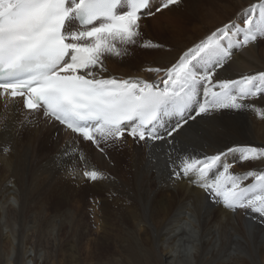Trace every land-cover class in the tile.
<instances>
[{
  "label": "bare ground",
  "instance_id": "6f19581e",
  "mask_svg": "<svg viewBox=\"0 0 264 264\" xmlns=\"http://www.w3.org/2000/svg\"><path fill=\"white\" fill-rule=\"evenodd\" d=\"M259 1L261 0H179V3L166 8V12L172 14L173 18L165 20L167 27L161 31L162 35H165L163 38L161 35L150 33L151 26L159 25L158 20H162L161 16L152 20L143 17V14L153 5L152 0L148 8L140 13L138 42L117 45L122 49L126 48V53L119 57L105 54L103 57L105 70L96 69L95 71L103 78H139L149 83L156 82L163 87L161 81L166 79L164 73L148 69L171 67L181 55L224 25H229L232 31H236L237 28L244 27V21L249 16L254 21L259 20L261 11ZM252 5L256 7L252 9L250 7ZM177 17L184 21L183 25L177 23ZM189 21L190 23L196 22L195 24L198 25L186 27ZM164 23L161 21V25ZM73 25H75L73 20L67 21L66 29L72 31L73 28L69 27ZM235 39L242 40L243 35ZM228 43L225 41L226 46ZM200 71L203 74V66L200 67ZM260 72H264L263 36H258L256 41L244 47L233 45L231 57L224 62L223 67L214 70L213 82L235 81L245 75H256ZM215 90L219 91L218 88ZM198 99L203 102L202 94L198 96ZM0 102V245L3 240L2 236L6 232L5 236L12 245L11 255L7 258L8 264H18L14 257L19 252V243L29 240L27 234L23 233L20 228L22 227L23 230L25 228L26 217L23 218V213L20 212L19 218L12 220L15 221L12 227L8 228L6 225V219L12 216L20 205L19 188L16 181L14 182L9 177L14 176L19 170H24L29 163L37 166L40 162H44V167L50 168L48 174L43 176L39 172L41 170L38 171L40 174L37 173L39 168L37 167L36 170L30 168L31 164L27 172L35 174V179L43 182L56 178L87 179L84 172L95 170V165L105 171L113 172L111 175H99L97 179H92L90 182L113 195H128L135 203V208L137 205L138 210L141 211L144 220L140 223L141 225L135 223L134 227L122 225L124 231L127 232L120 237V243L117 242L122 247L144 249L145 245H153L164 256L166 264H264V227L257 226L258 228L255 227L254 231H248L244 230L241 225L243 217L256 221L264 218L259 217V214L251 213L250 210L237 208L234 210L237 216L235 219L233 210L213 199L204 188L199 186V182L193 175L183 173L174 175V172L180 171V160L189 156L190 153L187 152L191 150L198 154L195 157L197 159L224 153L222 161L230 166V172L235 175L243 176L250 171L264 172V158L244 160L240 151L247 147L264 148V94L246 98L243 101L245 106L241 109H222L199 115H197L198 104H191L188 106L190 109L189 122L172 136H168L167 132L175 127L178 119L170 113V107L168 114L161 118L163 127L159 129V134L163 139H158V142L146 140L136 145L135 143L139 141L131 140L126 134V138L120 141L110 140L107 144L101 142L103 153L98 152L90 143L83 142L56 122L46 118L42 111L25 112L20 99L13 102L0 98ZM185 116L184 119H186ZM109 159L113 162L112 169L106 164ZM122 162L124 166L120 165ZM219 171H223V168L220 167ZM254 182V177H248L242 179L241 184L248 186ZM158 191L166 199L156 196ZM27 197L29 196H25V199ZM173 197L176 199L174 205H172ZM118 200L121 201V199ZM95 211L93 210L92 213ZM64 216L67 215L64 214ZM132 218L138 219L135 214ZM249 218H247L248 221ZM234 220H238L237 225ZM250 224H253L252 220ZM3 227L7 230L4 233ZM19 228V234L24 235L21 234V241L17 237L19 235L16 236L15 233ZM141 234L145 235V239L141 238ZM31 247L27 250L23 249L25 256L28 253L26 257L28 260L22 263L45 264L47 259L44 251L33 248V245ZM152 250L154 252V249ZM122 251L119 250L120 253ZM1 253L2 251L0 255ZM141 258L144 259V257ZM127 263H130L129 260Z\"/></svg>",
  "mask_w": 264,
  "mask_h": 264
},
{
  "label": "snow or ice",
  "instance_id": "6c2138e0",
  "mask_svg": "<svg viewBox=\"0 0 264 264\" xmlns=\"http://www.w3.org/2000/svg\"><path fill=\"white\" fill-rule=\"evenodd\" d=\"M149 3L127 0V10H121V0H0V98L13 102L23 98L25 108L42 110L45 117L99 147L101 142L121 139L125 130L141 141L163 139L161 118L170 107L180 120L168 136L183 126L181 121L187 123L183 113L191 104H198L199 115L241 109L246 98L264 94V72L213 82L214 70L231 57L233 45L244 47L264 36V3L259 5V20L249 16L236 31L224 25L171 67L148 69L164 73L163 87L139 78L98 76L96 69L105 70V54L122 56L126 48L117 45L136 43L140 13ZM177 3L161 0L162 8ZM73 18L79 20L80 30L68 31L66 22ZM241 34L242 40L235 39ZM201 94L203 102L198 99ZM240 151L244 160L264 158V148ZM224 155L185 156L174 175H193L226 208L250 210L264 218V172L232 174L222 161ZM84 175L95 180L100 174L92 170ZM248 177L255 182L242 186Z\"/></svg>",
  "mask_w": 264,
  "mask_h": 264
},
{
  "label": "rangeland",
  "instance_id": "374dc122",
  "mask_svg": "<svg viewBox=\"0 0 264 264\" xmlns=\"http://www.w3.org/2000/svg\"><path fill=\"white\" fill-rule=\"evenodd\" d=\"M263 1L261 0V1H259V3H262ZM179 7H181V9H184V7H182V6H179ZM158 8L160 9L159 11H157ZM159 15L161 16L162 20H158L159 25L151 26L152 29H151L150 33L154 34V35H159V36L161 35V37L164 38L165 35L163 36L161 33V31L165 27H167L166 26L167 23H164V22H166L165 21L166 19L167 20L172 19L173 15L168 14V12H166V8H162L161 0H153V5L149 8V10L146 13L143 14V17H145L149 20H152L153 18H156V17H157V19L160 18V17H158ZM176 19H177V23L182 24V25L184 24V21L181 18L177 17ZM161 21H162V23H164L163 25H161ZM195 23L196 22L190 23V21H189V23L187 22V24L185 26L186 27H192L194 25H198ZM73 26H71L69 28H73ZM170 33H171V31H170ZM138 39H139V37L136 40L137 42H138ZM166 41H168L167 37H166ZM0 106H1V102H0ZM138 143H140V142H137L135 144L138 145ZM227 152H229V150ZM187 153H190V155H189L190 157H192V155L194 157H196L198 155L195 151H192V150L187 152ZM43 163L44 162H40V164H38L37 166L36 165L34 166L33 163H29V164L32 165L30 168H33L34 170L39 168L36 172L37 173L40 172L43 174V176H45L46 174L49 173L50 168L44 167L45 164H43ZM29 164L26 166V168L24 170H22V171L19 170V172H17L14 176L9 177V179H12L14 182L16 181L15 183L19 188V195H20L19 204L20 205H18L16 211L14 212L15 214L13 213L12 216H10L6 219V225H8V228L12 227L15 223V221H12V220L18 219L20 212L23 213L24 214L23 218L25 219V217H26L25 228L23 230L22 227H20V226L19 227L21 228L22 232L26 233L27 236L29 237V240L21 241L20 236H21V234H22V236H24L23 233L19 234L20 228L18 229V231L16 230L17 232L15 231L16 236L19 235L17 237H19V239L21 241V243H19V250H18L20 253L17 252L16 256L14 257L15 260L17 259L18 264H23L24 262H26L28 260V258H26L28 256V253L25 256L23 254V249L27 250V248L29 249V247H31L32 245H33V248L38 249V250L42 249L44 251V253L46 255V259H47V260L45 259L47 261V262L45 261L46 262L45 264H131V263L132 264H166L164 256L153 245H151V246L145 245L144 249H136V247H134L133 249H129L128 247H126V246L122 247V245L119 244L120 243V237L122 236V234L123 235L127 234V232L124 231V228L122 227V225L126 224L128 226L134 227L135 223L140 224V223L144 222L141 211L138 210L137 205L135 208V203L132 200H130V197L128 195H119V194L113 195L111 193H108L105 189L98 188L95 184H91L92 182H90V180H92V179H90V178H87V179H78L75 177L71 178V179L56 178L55 180L53 179L52 181L51 180L48 182L45 181L46 182L45 183L43 181H39V180L35 179V177H34L35 174H31V173L27 172L29 169V166H30ZM106 164L110 169L113 168V166H112L113 162L110 161V159H109V161H106ZM120 165L124 166L123 162ZM94 168H95V171H97V172L101 171L100 173L98 172L100 175L103 174L105 176V175L113 174L112 171L111 172L105 171V169H103V168L101 169V167H99L98 165H95ZM99 168H100V170H99ZM39 170H41V171H39ZM1 173H4V172H1ZM27 177H28V180H27ZM66 180H67V182H66ZM38 181H39V184L37 183ZM19 183H21V184H19ZM31 184H33V186ZM42 187H43V189H42ZM48 188H50L51 190ZM61 188H63V190H61ZM23 191H25V192H23ZM50 191H52V192H50ZM158 192H159V194H158ZM158 192H156V196H161L160 191H158ZM32 193H33V195H32ZM27 195L30 198L27 197L25 199V196H27ZM161 197H163V196H161ZM163 198L166 199V197H163ZM75 199H76V201H75ZM96 199H98V200H96ZM118 199H121V201ZM96 201H98L99 203ZM114 202H115V204H114ZM117 202H118V205H117ZM121 202H122V204H121ZM175 203H176V199H174V197H173L172 205H174ZM133 208H134V211H133ZM93 210L94 211L96 210L95 213H92ZM108 210H112L113 212L108 211ZM137 210L140 213L136 212ZM63 213L67 216H64ZM133 213L137 216L138 219L134 220L132 218V215H134ZM232 213L234 214L235 219H237L235 212L232 211ZM57 214H58V216H57ZM15 215H17V216H15ZM111 215H112V217H110ZM242 215H244V213H242ZM96 217H97V219H96ZM124 217H126V218H124ZM129 218H131V219H129ZM247 218H249V217H247ZM247 218L243 217V219L241 220V222H242L241 225L243 226L244 230L254 231L258 227H264L263 226L264 222H262V220L259 219L256 221L254 219L249 218V221H248ZM251 220L253 223L252 225L250 224ZM111 221H113V222H111ZM234 221L236 222L235 224L237 225L238 220H234ZM28 223L29 224L31 223V224L29 225ZM45 224L47 226H45ZM80 224H82V225H80ZM5 229L6 228L3 227V230H2L3 233L5 231H7ZM51 230L52 231L54 230V232H50ZM117 230H118V232H117ZM104 231H105V233H104ZM47 232H48V234H47ZM119 233H120V235H119ZM5 234H6V232L3 235L4 237L2 236L3 240H1L2 242L0 245V249H1L0 252L2 251V253H1L2 255H0L1 256L0 257V264H8L7 258H8V256L11 255V252H12V245H11L10 241H8V237H6ZM101 234H102V236H101ZM55 235H57V236L55 237ZM114 236H116L117 238H115ZM141 238L145 239V235L142 236V234H141ZM115 239H117V240H115ZM58 240H60V241H58ZM27 241H29L30 243ZM84 242H86V243L84 244ZM114 242L115 243L119 242V243H117L118 244L117 245ZM2 244H4V245H2ZM43 244H44V246H42ZM87 245H88V248H87ZM24 247H26V248H24ZM152 249H154V252ZM119 250H120V252L123 250L122 253H120ZM147 250H149V251L147 252ZM114 253H116L117 255ZM155 253H156V255H155ZM20 255H21V257H20ZM122 256H125V257H122ZM133 256H136V257L134 258ZM141 257H144V259H142ZM115 258H116V260H115ZM139 259H140V261H138ZM128 260L130 263H127ZM161 260H163V261H161ZM145 261L147 263H145Z\"/></svg>",
  "mask_w": 264,
  "mask_h": 264
}]
</instances>
